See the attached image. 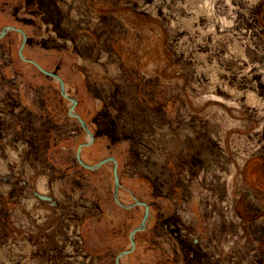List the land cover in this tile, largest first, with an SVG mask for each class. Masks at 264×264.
I'll list each match as a JSON object with an SVG mask.
<instances>
[{
	"label": "rangeland",
	"instance_id": "374dc122",
	"mask_svg": "<svg viewBox=\"0 0 264 264\" xmlns=\"http://www.w3.org/2000/svg\"><path fill=\"white\" fill-rule=\"evenodd\" d=\"M84 4L93 15L84 7L78 23L102 37L88 50L97 47L93 57L102 64L107 59L108 70L100 71L109 80L99 84L98 74H89L75 58L72 72H83L95 86L86 87L74 75L67 94L84 113L110 108L106 111L118 120L111 129L119 132L117 139L128 140L87 147L82 160L95 165L115 158L119 202L129 206L135 198L152 205L146 231L136 235L134 252L120 263L194 264L181 249L180 234L170 236L169 225L178 221L193 250L196 219V264H264V228L251 233L237 212L238 195H245L246 206L254 204L251 182L264 183V0ZM7 9L0 5V31L14 22L4 14ZM21 9L11 8L12 15L25 14ZM34 37L23 55L55 62V55L42 50L53 41L49 29L40 27ZM21 42L16 32L0 39L6 114L16 109L30 117L35 103L44 109L46 96L69 111L59 84L20 59ZM73 46L80 47L71 42L59 47ZM75 127L81 138L71 142L62 163L61 151L51 162L34 146L32 126L24 134L0 132V264H116L130 248L129 234L144 208L127 210L115 202L113 164L96 171L78 164L77 149L88 138ZM245 172L249 181H243ZM36 193L51 197L55 206ZM263 212L242 216L255 221Z\"/></svg>",
	"mask_w": 264,
	"mask_h": 264
},
{
	"label": "crops",
	"instance_id": "0c3cea01",
	"mask_svg": "<svg viewBox=\"0 0 264 264\" xmlns=\"http://www.w3.org/2000/svg\"><path fill=\"white\" fill-rule=\"evenodd\" d=\"M85 1L86 0H0V5L4 3L7 6H10V9H7L8 13L4 14L8 17L13 16L12 18L14 19V22L8 25L23 30L28 40L32 41L33 38H35L34 33L37 34L40 27L49 29V33L54 35V37H52L53 41L42 46V50L45 51L44 54L46 55H55L56 58L54 59H56V61L43 62L37 58H31V60L39 64V66L44 70L57 73V75L65 84L66 92L70 85L68 83L72 80V78H74V75L78 80H83L82 83L86 87L89 86L90 88V84L94 85L91 83V80L88 76L82 75L83 72H79L77 74L72 72V70H74L72 66L76 62L74 61L75 58H79L78 64H82V68L88 70L89 74L91 72L98 74L99 77H94V79H99V84L101 82H108L109 80L108 77H105V74L103 78V72L100 71L102 70L105 72L108 70V66L106 64L107 59L105 63L102 64V58L97 61L95 57H93V53H96V51L98 52V42L102 41V37L100 38V36H96V33H91L89 31L80 29L81 24L78 23L80 10L84 7L86 8L84 4ZM16 6L22 7L21 11L26 10L25 14L12 15L11 8L15 9ZM86 9L90 14H92L93 11L91 10V7ZM87 15L89 14L87 13ZM37 22H40L41 25L38 26ZM67 42H71L72 44L74 43L76 47H80H78L77 50H75V46H73L72 49H61L59 47L60 45H63ZM88 45H92V47L95 45L97 46L94 47L93 53L91 54L89 53L91 48L88 50ZM100 53L102 56L103 52L100 51ZM58 55L63 56L58 58ZM88 56H90V58H87ZM124 80L127 82V84H129L128 79L125 78ZM94 83L97 82L94 81ZM2 89L3 92H6L8 90L7 85L3 83ZM0 94L1 106L5 107L4 109H0V132L14 129V131L17 132V130H20L21 133L24 134L23 132L25 131L26 133L27 130H29V128L32 126L34 146L37 149H43L45 151L46 159L51 162L58 161L57 158L54 159V156L56 151H61V153L58 152L57 155L61 156L62 163L64 152L65 150H69L71 142L79 141L81 138L80 134L72 129L76 126V122L70 119L68 116V111H63V108L60 109L58 105H54L57 103V101H55L57 99L46 96V98L42 97L45 103L44 109L41 110V107L37 106L38 103H35L34 106L36 107L35 109L37 111H35L34 108L30 109V117L26 118V111H23L20 114L16 113V109L14 108L12 114H6L5 104L7 101L5 102V100H7L9 95L6 94V97L4 96L6 98L5 99L2 97L5 93L2 95L0 92ZM78 104L79 101H77L76 106H78ZM20 109L21 108H19V110ZM80 109L81 108H79V110L75 109V113L88 124L91 132L93 133L94 142L92 145L95 146L96 144H99L101 146H105L108 142L112 143L114 146L126 144L128 139H117L120 136L119 132H113L110 129L114 124H118L117 118L110 115V108H102L101 110L98 109L94 112L91 111L87 113L82 112ZM106 109H109V111H106ZM9 123H11V125ZM4 125H7V127ZM251 186L262 190L264 193V189H262L264 187V183L262 180L254 178L251 182ZM250 198H252L251 195ZM246 203L247 201L243 206L240 205V207L237 208V212L241 216L243 214H254L257 210L264 211V197H260V200L257 202L253 201L254 204L249 203L248 206H246ZM263 214L264 212L261 215L259 214V216L257 215L253 217L255 218V221H251V218L246 217L243 220V225L250 226L249 228L251 230L249 228L248 229L251 233L254 232L259 234V229L264 228Z\"/></svg>",
	"mask_w": 264,
	"mask_h": 264
},
{
	"label": "water",
	"instance_id": "95a60500",
	"mask_svg": "<svg viewBox=\"0 0 264 264\" xmlns=\"http://www.w3.org/2000/svg\"><path fill=\"white\" fill-rule=\"evenodd\" d=\"M9 32H16L18 34L21 35L22 37V42L19 48V57L22 61L33 65L36 69H38L42 74H44L45 76L55 80L60 87V94L61 96L67 100L68 102L71 103V106L69 108L68 111V116L72 119H74L77 124L80 126V128L85 132V134L87 135L88 141H86L85 143H82L79 145L77 152H76V160L78 162V164L89 171H96L99 168H101L104 165H108V164H113V176H114V199L115 202L122 207L123 209H133L136 207H143L144 208V215L142 218V221L140 222V224L138 225V227H136L130 234H129V240H130V248L128 250H125L123 252H121L117 258H116V264H121L120 261L122 258L132 254L135 250V237L138 233L144 232L146 231L147 227H148V223L150 220V209L147 203L143 202V201H139L135 198L134 199V204L126 206L123 205L119 202L118 200V193H119V189L121 188V184H120V179H119V174H118V163L117 160L113 157H108L105 158L103 160H101L99 163L95 164V165H88L86 164L81 157V152L84 148L90 147L93 142H94V135L91 132L88 124L81 119V117H79L76 113H75V107L77 105V101L71 97H69V95L66 92V88H65V84L62 81V79L57 75V73L55 72H49L44 70L43 68H41L39 66V64H37L36 62H34L31 59H27L24 55H23V51L24 48L27 44V36L25 34V32L23 30L17 29L15 27L12 26H7L4 27L1 31H0V39L4 38ZM36 197H38L41 201L44 202H48L51 206H55V202L53 201V199L51 197L48 196H44V195H39V194H35Z\"/></svg>",
	"mask_w": 264,
	"mask_h": 264
},
{
	"label": "built area",
	"instance_id": "2783aa9c",
	"mask_svg": "<svg viewBox=\"0 0 264 264\" xmlns=\"http://www.w3.org/2000/svg\"><path fill=\"white\" fill-rule=\"evenodd\" d=\"M190 215V214H189ZM214 216H215V213L213 214ZM188 218H189V220L190 219H192V217H190V216H188ZM194 220V219H193ZM197 220L195 219L194 221H193V236L191 237V239L193 240L192 242H193V247L195 248L196 246H197V244H198V239H196V233H197V235H198V233H199V229H198V227L196 226V224H195V222H196ZM191 223V221H189V222H187L186 224H190ZM190 226H192V225H190ZM170 227H172V226H170ZM175 227H177L178 229H176ZM180 227H181V225L179 224V223H177V225H175V226H173V231H171L170 232V236H174V237H176L177 236V234L179 233L180 234V239H179V244H182V245H180L181 246V249H182V251H186V254H188L189 253V255H190V257H192L193 256V250L190 248L189 250L187 249V247H188V245H187V242L184 240V239H186L187 238V236L185 235L186 234V231H182L181 229H180ZM203 230V229H202ZM207 232V231H206ZM204 236H207V234L208 235H211V231L209 230V232L206 234V233H202ZM206 234V235H205ZM177 238V237H176ZM184 240V241H183ZM183 241V242H182Z\"/></svg>",
	"mask_w": 264,
	"mask_h": 264
},
{
	"label": "flooded vegetation",
	"instance_id": "af4514ba",
	"mask_svg": "<svg viewBox=\"0 0 264 264\" xmlns=\"http://www.w3.org/2000/svg\"><path fill=\"white\" fill-rule=\"evenodd\" d=\"M245 174L247 175V173L245 172L243 174V181H249L248 178L245 177ZM260 197H264V193L262 192V190L260 189H255V193L253 195V198H254V201L257 202L260 200ZM245 198V195L243 194H240L238 195L237 199H238V204L241 205L242 201H243V204H245L246 202V199ZM245 200V201H244ZM149 206V209L151 211L152 209V205H148ZM150 217H151V214H150ZM238 217L242 220V219H245L244 217H242L240 214H238ZM199 258V256L194 252V247H193V262L195 261L194 264H196L197 262V259Z\"/></svg>",
	"mask_w": 264,
	"mask_h": 264
},
{
	"label": "trees",
	"instance_id": "16d2710c",
	"mask_svg": "<svg viewBox=\"0 0 264 264\" xmlns=\"http://www.w3.org/2000/svg\"><path fill=\"white\" fill-rule=\"evenodd\" d=\"M75 121V120H74ZM77 123V122H76ZM112 127V126H111ZM78 128H80V126L78 125ZM81 129V128H80ZM111 129V128H110ZM111 131H113L112 129H111ZM114 132V131H113ZM100 133V132H99ZM101 134V133H100ZM177 223H178V221H175L173 224H171V225H169V226H175V225H177ZM172 233V232H171Z\"/></svg>",
	"mask_w": 264,
	"mask_h": 264
}]
</instances>
